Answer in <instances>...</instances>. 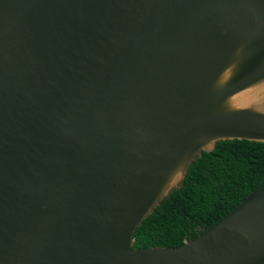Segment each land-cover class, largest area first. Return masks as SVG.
Returning a JSON list of instances; mask_svg holds the SVG:
<instances>
[{
	"label": "water",
	"instance_id": "obj_1",
	"mask_svg": "<svg viewBox=\"0 0 264 264\" xmlns=\"http://www.w3.org/2000/svg\"><path fill=\"white\" fill-rule=\"evenodd\" d=\"M225 140L264 143V0H0V264H264V179L132 249Z\"/></svg>",
	"mask_w": 264,
	"mask_h": 264
},
{
	"label": "trees",
	"instance_id": "obj_2",
	"mask_svg": "<svg viewBox=\"0 0 264 264\" xmlns=\"http://www.w3.org/2000/svg\"><path fill=\"white\" fill-rule=\"evenodd\" d=\"M264 179V143L216 142L188 167L172 191L133 233L132 249L192 241L225 218Z\"/></svg>",
	"mask_w": 264,
	"mask_h": 264
}]
</instances>
